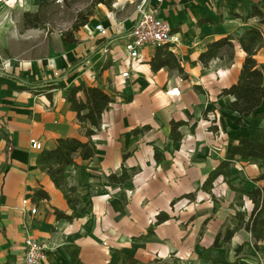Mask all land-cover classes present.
Wrapping results in <instances>:
<instances>
[{
  "label": "crops",
  "instance_id": "obj_1",
  "mask_svg": "<svg viewBox=\"0 0 264 264\" xmlns=\"http://www.w3.org/2000/svg\"><path fill=\"white\" fill-rule=\"evenodd\" d=\"M43 1L5 0L0 6V264H23L26 236L46 248L47 264H259L261 247L256 251L243 229L229 243L211 248L219 233L234 226L230 220L237 212L248 215L239 206L244 202L250 209V200L237 199L222 177L211 193L200 187L225 160L231 141L264 142V100L254 116L244 119V127L236 125L237 115L227 109L233 97L221 92L236 83L245 53L234 42L232 61L213 59L204 67L198 58L208 43L260 27L263 43L255 60L264 89V24L252 17L254 6L264 15V0H146L178 35L170 51L186 78L175 70L153 71L156 48L144 47L138 58L128 59L126 36L142 0L97 5L73 34L75 43H67L63 32L23 27V14L35 13ZM79 86L99 87L114 99L90 138L88 125L79 123L65 101V93ZM78 97L84 99L81 93ZM171 121L185 123L175 143L169 138ZM143 126L149 130L132 134ZM61 138L90 141L95 147L90 161L75 157L76 166L66 169L68 183L87 208L71 222L57 220L55 210L76 213L36 165L39 153L53 149ZM31 140L41 150L32 149ZM230 164L235 188L262 186L256 182L264 173L260 162ZM122 166L139 171L117 191L108 176ZM37 190L48 198L37 200ZM190 193L194 197L186 198ZM23 200L35 206V215L25 212ZM160 213L169 219L155 225Z\"/></svg>",
  "mask_w": 264,
  "mask_h": 264
},
{
  "label": "trees",
  "instance_id": "obj_2",
  "mask_svg": "<svg viewBox=\"0 0 264 264\" xmlns=\"http://www.w3.org/2000/svg\"><path fill=\"white\" fill-rule=\"evenodd\" d=\"M50 0H44L35 13H24L22 16V25L25 29H37L40 28V17L44 14L46 7L49 5ZM112 0H92L91 6L88 10L80 12L77 15L76 21L70 30L63 32V36L67 43H75L73 34L78 31L79 28L85 26L89 18L93 14L94 8L99 4H111ZM252 17H256L259 20V24H264L263 12L256 6L253 7ZM234 42H237L240 49L245 53V58L238 79L235 84L221 92L222 96H231L233 101L228 104L227 109L233 114L237 115L236 125L245 126L244 119L250 116H254L256 110L264 100L263 89V74L255 60V55L260 50L263 43V32L260 27H252L247 30L243 35L236 38L233 35L221 38L217 41L208 43L206 49L200 54L198 61L206 67L210 60L227 58L228 61H232L235 53ZM150 67L153 71L160 69L175 70L183 78H186L183 69L174 53L170 51V45L156 48L155 54L150 61ZM9 76V75H7ZM17 79L15 76H10ZM98 80V77L96 78ZM56 81H52L54 83ZM31 86L30 84H27ZM34 87V86H31ZM199 88L195 87V90ZM83 94L84 99H80L78 94ZM65 101L69 104L71 111L75 113L77 119L81 125H88L85 130V135L90 138L101 126V116L105 111L110 109L114 99L106 91L99 87H86L79 86L71 88L65 93ZM209 109L205 112L207 114ZM183 121L170 122V134L169 138L175 143L181 140V134L179 129L184 126ZM149 130L148 126L136 128L132 131V134L138 135L142 132ZM229 152L226 154L225 160L220 163L206 178L200 189L203 192L211 193L213 183L222 177L223 181L227 183L229 188L237 193V199L242 200L245 196L250 200L253 208L250 215L245 212H237L235 214V222L232 228H225L222 233H219L211 248H220L224 243H229L234 234L243 229L247 231L253 238V247L258 251V244L264 242V187L260 186L253 190L246 191L235 188L230 181V163L234 160L241 162L258 161L260 162V168H264V142L254 140L250 138H239L236 142H230ZM95 155V147L88 142H81L74 138H61L56 141L55 147L51 150H42L37 159V167L46 173L50 178L53 185L58 188L62 193L67 206L71 212H75L76 215L71 216L55 210V216L57 220H65L71 222L74 218H80L85 215L87 208L83 206L77 195V189L75 186H71L68 183V174L66 169L68 167L76 166L75 157H80L83 162L90 161ZM129 154H126L128 156ZM156 161L161 162L162 155L158 150H155ZM139 169L131 168L127 169L121 167L119 173H113L108 176V181L117 191H120L124 187L131 184L133 177L137 174ZM256 182L264 183V173H261ZM37 200L47 199L48 196L43 190H37L35 192ZM186 198H193L191 193L185 196ZM242 205V204H241ZM240 205V206H241ZM216 205L214 209L216 210ZM248 219L245 220V217ZM169 219L165 213H160L156 218L155 225H159ZM152 232V228L148 230V234Z\"/></svg>",
  "mask_w": 264,
  "mask_h": 264
},
{
  "label": "built area",
  "instance_id": "obj_3",
  "mask_svg": "<svg viewBox=\"0 0 264 264\" xmlns=\"http://www.w3.org/2000/svg\"><path fill=\"white\" fill-rule=\"evenodd\" d=\"M160 3L161 0H155ZM5 3V0H0V6ZM138 19L129 34L126 36L125 50L129 60L138 58L139 51L144 47L159 48L167 45H175L178 43V35L172 34L167 23L163 22L158 16V8L156 6L146 5V0H142L137 7ZM96 31L104 35L105 31L102 26H96ZM172 48V47H170ZM54 77H58L57 72ZM122 77H127L128 72H124ZM169 95H176V92L171 91ZM215 126V124H212ZM31 148L41 150V144L37 141H30ZM128 193H131L128 191ZM22 206L25 212L29 215L36 214V208L28 200L22 201ZM23 264H47L46 263V248L30 236H26L23 241Z\"/></svg>",
  "mask_w": 264,
  "mask_h": 264
},
{
  "label": "rangeland",
  "instance_id": "obj_4",
  "mask_svg": "<svg viewBox=\"0 0 264 264\" xmlns=\"http://www.w3.org/2000/svg\"><path fill=\"white\" fill-rule=\"evenodd\" d=\"M92 0H50L49 5L46 7L44 14L40 17L41 25L40 28L34 29L37 31L45 30V32H65L70 30L73 26V23L77 19V15L80 12H84L88 10L91 6ZM18 29L20 28L19 25H15ZM22 27V26H21ZM213 123H210V126ZM261 185L264 187V183L262 182ZM239 211L247 210L251 214L253 206L250 209L245 208L244 202L241 206H239ZM236 217H232L230 220L231 222H237ZM251 236V235H250ZM252 243L253 238L251 237ZM258 247H261L262 254L261 256L257 257L259 264H264V242H260Z\"/></svg>",
  "mask_w": 264,
  "mask_h": 264
}]
</instances>
